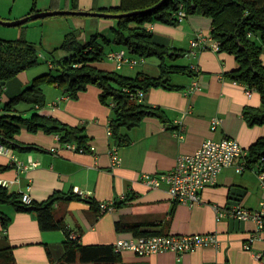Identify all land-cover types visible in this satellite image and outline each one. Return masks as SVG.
<instances>
[{"label": "crops", "instance_id": "1", "mask_svg": "<svg viewBox=\"0 0 264 264\" xmlns=\"http://www.w3.org/2000/svg\"><path fill=\"white\" fill-rule=\"evenodd\" d=\"M74 1L78 10L100 11L119 5L121 0H36L35 4L34 0H0V18L17 20L38 11L72 9ZM70 16L74 15L36 19L31 27L29 23L32 21L17 26L13 34L17 38L24 35L31 39L32 28H44L47 24L61 25L59 21L63 19L67 25H63L67 30L66 36L73 34L78 39L74 30L84 21ZM91 20L94 24L90 30L92 33L105 32L106 29H111L113 33L112 20ZM147 28L154 33L158 42L184 50L188 66L196 73L195 76L176 75L171 78V84L178 88L154 87L145 92L143 102L161 107L164 118L145 117L140 125L127 131L131 143L120 147L108 134L114 114L110 105L101 102L97 86L90 85L77 98H72L63 88L46 84L43 86L45 104L35 107L23 104L21 112L28 116L36 111L83 127L88 143L94 145L96 151L75 152L62 147L55 133L43 130L32 132L24 127L17 140L22 145L33 147L27 150L12 149L21 163L30 165L36 162L37 166L23 169L13 162L10 155L0 154V165L13 164L0 171V178L10 181V192H28L35 202L47 201L58 192L80 197L57 201L54 211L57 217L64 218L71 235L78 237V243L82 245H114L118 238L134 235L132 232L118 231V221L145 223L147 226L142 230L150 233L215 232L220 239L218 248H200L181 256L173 252L140 256L126 251L122 252V261L118 264H264V259L258 257V253L264 251V240L251 237L256 230L253 221H240L229 215L221 220L216 217V207L227 209L239 201L246 205V200L253 195L252 183L258 177L256 169L237 173L234 166L224 168L219 173L217 183L204 188L201 202L192 206L175 201L167 188H150L141 180L143 173L171 170L180 154L195 152L206 139L219 140L230 136L247 149L264 136V125L250 127L243 116L245 107L261 105L259 94L254 91L249 97L244 84L226 76L227 72L238 67L234 55L210 49L196 51V54L192 52L195 48L191 47L190 41L194 34L199 30L211 33L210 17L193 13L177 25L154 22L147 24ZM49 45L56 47L53 42ZM262 60L264 62V53ZM100 68L109 70L103 65ZM116 68L122 70L124 66ZM31 69L18 75L24 74L25 81H33L34 77L30 80L27 75ZM195 82L198 87L190 89ZM215 117L220 118L221 122L213 129L212 119ZM117 146L122 160L120 165L114 166L110 153ZM78 190L85 196L78 195ZM89 200L95 201L97 206ZM103 201H114L116 208L100 212L99 203ZM260 201L250 209L258 208ZM120 202L123 204L117 206L116 203ZM2 211L10 217V221L6 229L0 221V251L11 247L14 264H57L64 253L65 231L43 230L34 212L19 211L12 205H3ZM250 238L251 247L245 249L244 242L250 241ZM0 263L3 264L4 259Z\"/></svg>", "mask_w": 264, "mask_h": 264}, {"label": "trees", "instance_id": "2", "mask_svg": "<svg viewBox=\"0 0 264 264\" xmlns=\"http://www.w3.org/2000/svg\"><path fill=\"white\" fill-rule=\"evenodd\" d=\"M160 1L121 0L119 5L105 7L100 11L126 13L150 8ZM179 1L167 0L155 10L118 18L110 37L94 34L82 44L73 34H68L61 45L51 52L52 57L49 60L51 71L35 77L21 93L7 102L0 103V142L12 148L24 150L32 148V145H22L17 140V135L25 127L32 132L43 130L58 134L61 142L88 143L89 139L83 127L70 125L54 116L42 115L36 111L26 116L18 109L21 103L33 107L43 106L45 104L43 86L46 84L63 88L72 98H77L80 92L85 91L90 85L97 86L100 89L101 102L112 108L114 116L109 123L112 130L111 137L120 147L131 143L127 131L140 125L145 117L155 116L163 119L164 110L161 107L133 100L130 94L135 89L146 92L154 87L178 88L171 84L172 73L196 75L190 66L170 64L169 60L181 56L182 50L158 42L154 33L147 28V24L154 22L179 24L173 16ZM35 2L36 0L34 4ZM193 2L188 9L189 14L199 13L210 17L211 35L220 42L219 52H227L236 58L238 67L227 72L226 76L244 84L246 88L254 90L260 96L259 107L244 108L243 116L246 123L250 127L264 125V62L262 60L264 0H193ZM72 9L78 10L75 1ZM111 45L121 47L134 56L145 58L156 56L160 60L159 75L152 76L139 72L135 76H127L100 68L98 63L106 56L105 47ZM58 50L66 54L56 58L55 52ZM42 58L36 44L24 35L13 40L0 39V96L3 94L5 83L19 73L40 65L43 62ZM247 150L248 169H256V172L264 171V136L259 137ZM12 166L13 164L0 165V171ZM21 196L22 194L10 192L8 188L0 186V221L3 227L6 229L10 221V217L2 211V206L8 204L19 211L34 212L43 230L65 231L67 238L63 242L64 253L57 264H118L122 261V253L115 251L112 244L78 243V237L71 235L64 218L55 215L54 204L57 201L61 199L69 201L80 197L73 193L58 192L47 201H33L26 204ZM89 202L96 205L93 200ZM116 204L122 205L123 202ZM145 226H147L145 223L140 222L116 223V229L120 232H132L134 235L156 234L142 230ZM1 259H4L3 264H14L13 249L8 246L0 251Z\"/></svg>", "mask_w": 264, "mask_h": 264}, {"label": "built area", "instance_id": "3", "mask_svg": "<svg viewBox=\"0 0 264 264\" xmlns=\"http://www.w3.org/2000/svg\"><path fill=\"white\" fill-rule=\"evenodd\" d=\"M193 0H180L177 9L173 16L181 23L189 15L188 9L193 5ZM191 47L195 48L192 51L210 49L219 51L220 42L213 38L211 33L207 34L203 30L195 33L190 41ZM109 57L116 62L118 68L123 66L134 67L140 60L132 57L125 49L121 48L109 53ZM195 82L190 88H197ZM254 90L246 88V94L250 97ZM131 99L143 102L145 92L142 89H135L130 94ZM69 96V95H68ZM70 97V96H69ZM3 102L0 97V103ZM221 122V119L215 117L212 119V128H216ZM108 134L112 135L110 126ZM58 135V134H56ZM60 140V136L58 135ZM62 147L79 152L96 151V147L92 144H79L76 141L61 142ZM53 151L55 150L52 149ZM0 154L10 155L13 162L18 164L20 168L26 169L37 166L36 162L30 165H24L14 154L12 147L0 142ZM111 163L114 166L121 164V156L119 148L114 147L110 153ZM248 150L245 149L240 142L230 136L223 137L219 140L206 139L201 146L193 153L180 154L176 159L175 166L162 173H143L141 180L150 188L159 189L167 188L168 192L175 201L186 203L190 206L201 202V192L208 186L215 185L218 181L219 173L227 167H235L237 173H243L248 169L247 164ZM261 188L264 191V171L257 172ZM10 181L0 178V186L8 188ZM78 195L85 196L82 191H77ZM21 199L24 203L30 204L33 202L31 195L22 193ZM116 208L114 201H103L99 203L100 212L111 211ZM217 219L221 220L227 215L240 221H253L256 224V230L251 235L264 240V198L260 201L259 207L250 209L245 207L241 201L232 204L227 209L216 207ZM250 241L244 242V248L250 249ZM220 246V239L215 232L209 233H192V234H166L156 233L150 235H130L128 237H120L114 243V249L117 252H132L140 256L152 255L163 252H173L178 256L200 248ZM258 257L264 259V251L258 253Z\"/></svg>", "mask_w": 264, "mask_h": 264}, {"label": "rangeland", "instance_id": "4", "mask_svg": "<svg viewBox=\"0 0 264 264\" xmlns=\"http://www.w3.org/2000/svg\"><path fill=\"white\" fill-rule=\"evenodd\" d=\"M70 17H74L75 19H80V21H84L83 25H78V27H76L74 30V32L77 33L79 36V38L77 40L82 44L87 42L89 40V38L91 37V35H94V34H101V35H105L108 37L112 36L111 29H106L105 32L94 31L95 33H92L90 31L91 29L94 28V24H92L91 19L101 20L104 18H101V17L97 18V17H92V16H78V15H74V16H70ZM108 19H110L114 22L113 27H115L117 25V19L116 18H108ZM35 22L36 21L30 22L29 23L30 27L35 25ZM59 23L61 25H59V24H53V25L49 24L48 25L47 24L46 26H44V28L43 27L32 28V30L30 31L31 39H28V40L31 42H34L36 44L41 56L43 57L42 58L43 62L40 65L33 67L29 72H27V75H28L30 80L33 77L35 78L37 76H40L42 74H45V73H48L49 71H51L50 66H49L50 65L49 60L52 57L51 52H52V50H54L55 48L60 46V42L62 40H64V38L66 37V33H67L66 28H64L65 26H67V25H65V20L61 19L59 21ZM63 25H64V27H63ZM17 29H18L17 26H5V25L3 26L0 24V31H2V35H0V39H4V40L16 39L17 35H14L13 33ZM11 33H12V35H11ZM207 34H209V33H207ZM51 42H53V45L55 44L54 46H56V47L51 48L52 45H49ZM118 49H121V47H117L115 45L106 46L105 47L106 56L104 57V59L102 61H100L98 63L99 66L101 67V65H103L106 69L114 70V71L119 72V73L130 74V75H135L138 72L147 73V74L152 75V76H158L159 75V73H160V68H159L160 60L156 56H150V57L145 58V57H139V56L131 55L132 57H135L136 59L140 60L139 63L136 66H134L132 69H130L128 66H124V68H122V70L117 69L116 66L114 65V64H116V62L109 57V53H111L115 50H118ZM179 50H181V49H179ZM182 53L183 54H181V56H179L178 58H176L172 61L169 60V63L174 64V65H180V66H188V64H187L188 60H187V58H185L184 50H182ZM61 54H66V53L62 52L61 50H58L57 52H55V57L58 58V56ZM108 64H110L111 66H109ZM53 70L56 72L55 69H53ZM22 75H24V74L15 76L14 78L10 79L7 83L4 84V86H3L4 91H3L2 96H0V97L4 98L5 102L9 101L11 98H13L14 96L21 93L28 85L31 84L32 81H25V79L23 78ZM176 75H182V74L172 73L171 78L172 79L175 78ZM26 82H29V84L25 85ZM171 83H172V80H171ZM48 89H50V88H48ZM23 104L24 103H21L18 106L19 110L21 109V107H23L22 106ZM20 111H22V110H20ZM247 173H249V171H247ZM238 175H240V174H238ZM252 186H253V189H252L253 195L251 196V198L249 200H246V205H245L248 208H255L258 205V202L264 198V191L261 188L260 180L258 177L256 180H254V182L252 183Z\"/></svg>", "mask_w": 264, "mask_h": 264}, {"label": "water", "instance_id": "5", "mask_svg": "<svg viewBox=\"0 0 264 264\" xmlns=\"http://www.w3.org/2000/svg\"><path fill=\"white\" fill-rule=\"evenodd\" d=\"M167 0H161L158 2L156 5L143 9V10H136V11H131V12H126V13H107L104 11H85V10H73V9H57V10H46V11H38L36 13H31L28 14L27 16L17 19V20H4L0 18V24L5 25V26H20L25 23H28L30 21L40 19V18H45L49 16H55V15H81V16H98V17H103V18H122L126 16H132L135 14H140V13H146L152 10H155ZM5 82H3L4 84Z\"/></svg>", "mask_w": 264, "mask_h": 264}]
</instances>
